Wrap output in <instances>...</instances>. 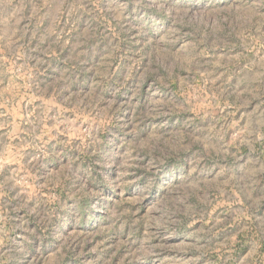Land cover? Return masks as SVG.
<instances>
[{"label": "rangeland", "instance_id": "rangeland-1", "mask_svg": "<svg viewBox=\"0 0 264 264\" xmlns=\"http://www.w3.org/2000/svg\"><path fill=\"white\" fill-rule=\"evenodd\" d=\"M0 264H264V0H0Z\"/></svg>", "mask_w": 264, "mask_h": 264}]
</instances>
